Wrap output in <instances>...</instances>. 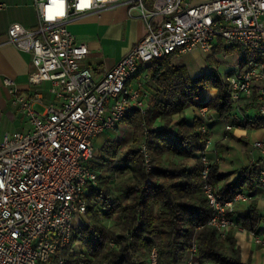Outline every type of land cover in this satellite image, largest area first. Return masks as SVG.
I'll use <instances>...</instances> for the list:
<instances>
[{"label": "built area", "instance_id": "1", "mask_svg": "<svg viewBox=\"0 0 264 264\" xmlns=\"http://www.w3.org/2000/svg\"><path fill=\"white\" fill-rule=\"evenodd\" d=\"M120 2L32 0L36 28L12 23L7 29V42L30 55L33 70L29 83L33 87L50 83L54 100L44 113H38L33 107V102H40L38 98L21 94L10 79L3 81L12 106L27 119L30 129L0 138V264L45 263L70 242L72 229L86 210L87 188L97 185V174L88 167L95 154L93 140L114 129L134 109L145 110L147 93L128 85L140 64L195 49L210 57L224 44L256 52L258 59L226 74L225 81L235 106L254 100L258 113L264 116V0H206L198 4L127 0V8L138 11L146 32L95 81L90 70L80 64L88 47L76 41L67 24ZM144 80L148 81L147 73ZM207 113L206 107L197 109L205 136L204 149L198 152L203 164L201 192L212 211L208 224L223 238L232 224L228 216L233 205L248 197L238 193L222 202L215 195L209 173L218 158L212 161L208 157L211 117ZM230 129L226 125L225 130ZM140 149L148 162L145 146ZM252 149L264 156V141H255ZM259 183L264 186V169L259 171ZM255 242L264 246L258 238ZM194 253L193 244L185 264H199L193 260ZM149 262L157 264L154 249Z\"/></svg>", "mask_w": 264, "mask_h": 264}, {"label": "trees", "instance_id": "2", "mask_svg": "<svg viewBox=\"0 0 264 264\" xmlns=\"http://www.w3.org/2000/svg\"><path fill=\"white\" fill-rule=\"evenodd\" d=\"M225 51L241 54L240 69L259 58L258 53L237 47ZM175 56L172 52L146 64L152 94L143 113L134 109L122 120L132 128V142L124 152L117 156L116 140L102 143L104 134L93 140L96 152L88 167L97 174V185L87 188L81 222L72 229L67 245L59 247L48 262L38 264H59L60 259L62 264H150L152 249L157 264H181L193 244V260L199 264H249L242 262L232 234L227 232L221 238L208 224L212 211L201 192L203 164L198 155L205 146L202 120L195 114L190 122L185 109L207 107L233 125L240 122L234 111L244 115L252 110L254 114L240 122L247 128L264 127V116L258 113L254 100L235 106L227 82L218 74L192 77L184 66L173 64ZM208 88L216 94L202 100L201 92ZM188 160H193V165ZM261 163L264 159L240 169L232 181L213 164L209 182L216 197L226 202L238 193H252L259 183ZM260 221L251 202L240 223L254 231Z\"/></svg>", "mask_w": 264, "mask_h": 264}, {"label": "crops", "instance_id": "3", "mask_svg": "<svg viewBox=\"0 0 264 264\" xmlns=\"http://www.w3.org/2000/svg\"><path fill=\"white\" fill-rule=\"evenodd\" d=\"M204 1L206 0H184L189 4ZM126 2L127 0H121L116 6L105 9L99 14H85L67 24V29L74 35L76 41L85 43L88 47L89 52L80 64L90 70L95 81L101 79L103 74L110 70L146 32L145 23L139 18L138 11L129 10ZM12 23L21 24L30 30L36 28L37 16L32 0H0V138L6 134L26 132L30 129L27 119L12 106L11 94L4 85V79L12 80L21 94L33 99L38 98L40 102H33V107L38 113H44L46 107L54 100L50 83L44 82L36 87L29 83V76L33 70L30 55L7 42V29ZM188 53L202 70H207L206 59L209 56L206 53L199 49L185 54ZM185 54H176L172 62L174 65L184 66L188 71L186 63L180 60ZM145 66L146 64L138 66L137 73L128 85L133 90L141 87L147 93L148 97L145 101L147 105L152 91L149 82L144 80ZM233 113L235 120L240 122H244L242 120L244 117L254 114L252 110H248L244 115L237 110ZM195 114L194 107L185 109V115L190 122ZM215 116L208 125L209 131L217 141L221 140V144L214 145V148L210 146L208 155H218L221 159L219 172L227 175L228 180L232 181L237 177L240 169L264 159L258 150H253L249 145L251 141H247L249 132L252 135V142L264 141V127L247 128L240 122H237L238 125H233L230 121ZM226 125L231 129L225 131ZM241 144L245 147H237ZM233 151L235 153L231 154ZM261 169H264V163H261ZM243 194L248 200L237 201L233 205V210L228 216L232 224L227 232L235 238L241 250L243 263L264 264V246L255 242V238L264 241V186L258 183L252 193ZM251 202L255 203L261 217L254 231L244 229L240 223V220L247 216ZM187 258L188 255L181 264H185Z\"/></svg>", "mask_w": 264, "mask_h": 264}, {"label": "rangeland", "instance_id": "4", "mask_svg": "<svg viewBox=\"0 0 264 264\" xmlns=\"http://www.w3.org/2000/svg\"><path fill=\"white\" fill-rule=\"evenodd\" d=\"M225 49H226V47L224 44L223 46H221V48L219 50H217L215 53L214 52L212 53V56L210 59L211 62H209L208 60L206 62V67H207L206 71H204V69L202 70V68L199 67V64H196L195 60L192 59V56L190 53L182 55L180 57V60L184 61V63H186L189 75H191L192 77H198L201 74L216 73L225 81L226 80V74H230V73H233L234 71L238 70V65H239V63L241 61V57H242L238 51H231V52L226 53ZM215 94H216V91L213 88L203 90L201 92V95H202L201 99L202 100H209L210 98L215 96ZM207 112H208L207 113L208 116L211 117V120L216 117L215 112L212 111L211 109L207 108ZM196 114H197V111H196ZM131 134H132V128L130 126L126 125L125 122H121L111 131L104 133V135L102 134L103 136L100 138H101L102 143L105 139L116 140V142L118 143V148H117L116 154H117V156H119L121 153L124 152L126 146H128L132 142ZM250 134L251 133L249 132V137H248L247 141H251V142H249L250 143L249 145L252 146V144L254 142H252V140H251L252 135H250ZM209 138L211 141V145H210L211 148H214V145H218V143L221 142V140L217 141V139L212 137L210 132H209ZM214 141H217V143ZM237 147L243 148L245 146L241 144V146H237ZM250 149H251V147H250ZM94 150H95V148H94ZM234 153H235L234 151L231 152V154H234ZM209 156H210V154H209ZM214 157L218 158L217 164L219 165L221 163V159L218 157V155H215V154L213 156H210V159L213 161ZM168 158L174 162L180 161L178 158H175L172 156L171 157L169 156ZM188 163L193 165V160H188ZM105 221L107 224L110 223V220L105 219Z\"/></svg>", "mask_w": 264, "mask_h": 264}]
</instances>
